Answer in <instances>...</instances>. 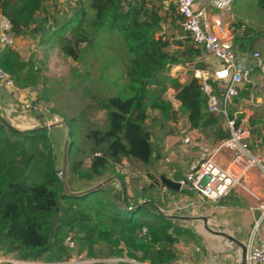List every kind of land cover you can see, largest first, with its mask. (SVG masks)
Masks as SVG:
<instances>
[{"label": "trees", "instance_id": "trees-1", "mask_svg": "<svg viewBox=\"0 0 264 264\" xmlns=\"http://www.w3.org/2000/svg\"><path fill=\"white\" fill-rule=\"evenodd\" d=\"M77 2L79 9L74 19L56 33L63 54L76 63L88 62L105 36L114 33L119 36L120 44L113 47L114 53L106 55L107 61L98 58L99 65L105 66V71L114 64L124 68V72L116 73L119 75L116 79L108 80L111 86L118 78L123 79L117 91L100 103L101 110L107 113L108 128L104 132L93 131L91 137L97 145L106 144V147L102 153H95L86 177H100L111 167V162L118 165L124 158L145 166L152 163L155 147L145 123L149 110H159L166 118L176 115L172 104L164 98L168 85L178 91L177 99L182 103L179 111L188 118L192 129L217 126L220 139L229 137L222 126L225 119L209 111L198 80L181 85L166 76L170 66L182 63L184 53L201 57L203 50L188 40L183 45L186 52H169L171 43L158 35L164 22L160 7L152 0ZM258 6L264 9V0H258ZM43 9V0H0V11L11 21L15 36L39 32L40 21L36 16ZM33 26L36 27L31 30ZM243 26L238 24L239 28ZM251 32L253 29L249 28L244 35L235 36L239 53H255L256 38L262 33H254L257 35L254 37ZM0 65L20 87L39 83L37 74L27 71L24 75L26 64L11 48L0 55ZM251 92L252 86H245L227 107L229 118L237 125L241 124V116L236 114L235 104L249 98ZM42 138L48 142L42 129L23 132L0 116V255H14L18 260L29 261L69 259L72 250L65 241L75 234L74 239L84 244L103 243L106 256L125 255L149 264H172L179 258L182 228L173 219L159 214L152 205L135 211L116 206L110 221L86 211L78 202L79 197L65 192L54 164L42 167L40 148L34 146ZM72 166L76 173L77 168ZM128 204L126 201L124 206L130 207ZM145 228L147 233L142 235ZM89 250H93L92 246Z\"/></svg>", "mask_w": 264, "mask_h": 264}, {"label": "rangeland", "instance_id": "rangeland-1", "mask_svg": "<svg viewBox=\"0 0 264 264\" xmlns=\"http://www.w3.org/2000/svg\"><path fill=\"white\" fill-rule=\"evenodd\" d=\"M43 6L44 9L36 16L40 21L39 32L26 33L25 38L30 39L31 43L27 45L25 56L18 54L26 64L24 75L29 71L38 76V85L27 84V86L39 89L37 111H42V115L47 118V127L49 126L42 128V134L48 142H44L42 138L41 143L34 145L40 148L39 160L42 167L52 163L56 174L65 171L64 178H60L65 192L79 197L78 202L96 218L110 221L114 207L125 208L124 198L133 211L152 205L159 214H164L167 208L160 205L161 199L157 196V192L153 191L155 177L150 166L136 164L124 158L118 165H113L111 162V167L100 177L91 179L85 176L91 170L95 153H102L106 147V144L97 145L91 137L93 131L104 132L108 128L107 113L101 110L100 103L116 92L117 86L119 88V84L123 81L118 78L117 82L110 86L108 80L110 77L116 79L119 76L116 73L119 71L124 72V68L119 67L118 64L108 67L105 71V66L99 65L98 58L102 57L103 62L107 61L106 55L114 53L113 47L120 44L119 36L114 33L105 36L100 48L88 57V62L76 63L63 54L56 33L74 19V13L79 9L77 0H43ZM88 11L90 12L89 9ZM228 15L231 32L235 33L239 28L238 24L241 23L244 27L238 30L239 36L244 35L249 28L253 29L251 36L254 33H262L261 37L254 35L257 37L254 46L255 53H259L264 62V9L258 6V0H235ZM35 27L33 26L31 30ZM235 53L237 55L236 51ZM214 59L204 53L202 58L189 57L184 53L182 63L189 72L200 65L207 66L213 63L216 60ZM261 78L256 81V91L263 102L255 108V113L262 124L256 127V132L264 130V71ZM17 87L23 88L19 85ZM161 114L166 119L163 113ZM156 117L158 116L149 110V118L145 123L152 135L154 145L156 140L163 138L169 130L167 123L156 122ZM24 122L18 124L22 125ZM26 123L23 127L17 126V128L28 133L40 130ZM72 165L77 168L76 173ZM158 205L162 208L161 213ZM140 215L144 216V213ZM76 243L78 248L76 251L72 250L69 259L41 262L69 261L74 256L95 257L98 251L102 252L105 249L103 243L88 245L78 240ZM91 246L93 250L90 252ZM0 257L15 259L14 255L2 254Z\"/></svg>", "mask_w": 264, "mask_h": 264}, {"label": "crops", "instance_id": "crops-1", "mask_svg": "<svg viewBox=\"0 0 264 264\" xmlns=\"http://www.w3.org/2000/svg\"><path fill=\"white\" fill-rule=\"evenodd\" d=\"M152 1L160 7V14L164 17L162 26L166 27V33L163 34L161 30L158 35L171 43L168 51L172 54L186 52L183 45L187 44L188 40H182L184 32L176 7L168 0ZM213 12L216 13L215 10ZM1 15L0 11V17ZM228 18V13L223 14L224 23L230 29ZM243 27L238 28L235 33L232 32L234 38L238 35V30L240 31ZM25 35L16 36V46L11 48L20 56L26 55L27 45L31 43ZM3 51L0 46V55ZM235 51L238 56L245 59L250 70V77L240 87V92L245 86H252L249 98L235 104L238 110L236 114L241 116V125L250 130L248 142L250 154L256 157L264 156V130L256 132V127L261 125L262 121L256 117L255 113V108L263 102L256 91V81L261 78L264 71V62L262 61V66L259 67L252 54L239 53L237 46ZM203 53L207 55L205 51ZM218 66L219 61L215 60L207 66L200 65L188 72L183 63L175 64L168 68L166 76L177 80L181 85H187L194 79L199 82L197 73L213 72ZM215 85L218 93L222 86L224 87V84ZM177 93L174 87L168 85L165 99L172 104V112L176 113L174 117L171 115L165 119L161 111H153L158 116L156 122L161 124L166 122L169 130L163 138L156 140L154 160L149 165L155 177L153 191L160 197V205L167 208L162 215L173 219L183 230L179 237V258L172 264H246L248 246L264 243V220L254 233L255 223L260 218V213L255 211L254 207L257 199L264 197V174L258 166L246 168L245 160L236 164L233 152L224 149L217 155L216 162L220 167L228 169L230 173L241 176L242 185L234 187L219 202L207 201L187 189L180 191L168 189L162 183L161 175L164 174L173 181L184 180L189 173L197 169L200 161L199 151L203 148L213 149L223 141L217 135V126L205 130L191 128L188 118L179 111L182 103L177 99ZM38 98L37 87L31 88L26 85L18 92H14L0 83V116L16 129H18L17 126L23 127L25 122L31 124L32 128H46L47 123L42 111L25 108V103L29 102L30 105L37 106ZM211 114L223 118L219 113ZM22 121L24 123L19 125ZM222 126L228 133L225 122ZM158 208L161 213L162 208L160 206ZM106 253L105 247L102 252L98 251L92 258L106 261L105 264H131L127 261L131 258L125 255L111 257L106 256ZM121 259L123 260L120 261Z\"/></svg>", "mask_w": 264, "mask_h": 264}, {"label": "built area", "instance_id": "built-area-1", "mask_svg": "<svg viewBox=\"0 0 264 264\" xmlns=\"http://www.w3.org/2000/svg\"><path fill=\"white\" fill-rule=\"evenodd\" d=\"M177 10L181 17V27L184 35L182 40H190L197 48L219 61V66L213 72L197 73L201 90L208 100L211 113H219L223 107V118L229 132V137L221 141L219 146L213 149H201L200 161L195 171L189 173L180 181L182 189L191 191L207 201L217 203L237 186L242 185L241 176H236L228 169L220 167L216 162L217 155L224 149L234 154L236 164L245 160V167L258 166L264 174V156L256 157L250 154L249 138L250 130L243 125H237L234 119H230L227 107L234 97L239 94L240 87L248 81L250 70L245 59H240L235 53L234 37L230 29L225 25L223 14L228 13L235 0H168ZM216 11V13L213 12ZM163 34L166 27L162 26ZM0 46L3 50L16 46V36L13 33L11 21L4 15L0 17ZM253 58L259 67L262 59L259 53H254ZM0 83L7 89L18 92L19 88L13 78L0 65ZM213 84H224L218 93ZM223 97V102L221 98ZM25 108L37 111L35 105L25 103ZM63 176V171L58 175ZM132 211V207H125ZM254 210L260 213V218L254 226V233L259 229L264 220V197L257 199ZM147 229L142 235H146ZM65 244L73 251L77 250V243L73 235H70ZM246 264H264V243L259 245L250 244ZM140 256L141 254L138 253ZM121 259L120 261H122ZM131 264H146L135 259L127 260ZM106 261L92 257L78 256L69 261L42 263L41 261L18 260L1 258L0 264H105Z\"/></svg>", "mask_w": 264, "mask_h": 264}, {"label": "water", "instance_id": "water-1", "mask_svg": "<svg viewBox=\"0 0 264 264\" xmlns=\"http://www.w3.org/2000/svg\"><path fill=\"white\" fill-rule=\"evenodd\" d=\"M223 97L221 98V102H223ZM213 115V114H212ZM219 115L221 116V117H223V107H222V105L220 106V112H219ZM44 120L46 121L47 120V118L46 117H44ZM64 124V123H63ZM46 128H49V126L48 127H46ZM228 134H229V132H228ZM65 169V168H64ZM64 176H65V171L63 172V176H62V178H64ZM161 177V180H162V183L168 188V189H170V190H172V191H180L181 189H182V186H181V183L179 182V181H173V180H171L170 178H168L167 176H165L164 174L163 175H161L160 176ZM124 195H125V193H123ZM124 204H125V198H124ZM171 218H173V217H171Z\"/></svg>", "mask_w": 264, "mask_h": 264}]
</instances>
